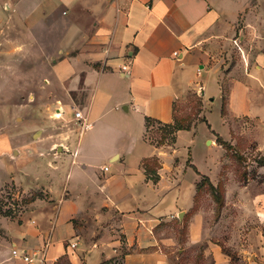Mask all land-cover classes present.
<instances>
[{
    "label": "crops",
    "instance_id": "0c3cea01",
    "mask_svg": "<svg viewBox=\"0 0 264 264\" xmlns=\"http://www.w3.org/2000/svg\"><path fill=\"white\" fill-rule=\"evenodd\" d=\"M0 29L41 41L43 88L55 97L11 165L43 196L18 220L0 217V264H39L13 249L45 251L42 264H264V182L240 180L234 156L240 141L264 159V0H0ZM194 97L198 118L220 99L228 127L209 142L222 151L213 175L178 156L190 126L172 144L146 137V119L173 125ZM76 111L90 124L82 133ZM6 141L1 153L13 150ZM190 167L198 175L184 187ZM203 177L219 188L220 207Z\"/></svg>",
    "mask_w": 264,
    "mask_h": 264
},
{
    "label": "rangeland",
    "instance_id": "374dc122",
    "mask_svg": "<svg viewBox=\"0 0 264 264\" xmlns=\"http://www.w3.org/2000/svg\"><path fill=\"white\" fill-rule=\"evenodd\" d=\"M34 35L31 31L21 29H0V217L10 220H18L31 201L41 199L43 196V193L34 187L25 190L22 187L24 180L21 179L22 182L20 178L16 180L19 176L15 175L11 168V165L19 159L22 150L29 151L25 147L22 149V146L32 140L29 131L42 117L41 115L45 114L44 104L53 102L55 98L51 91L43 88L47 84L45 79L48 78L47 69L50 62H46L45 46ZM50 49L52 47L49 51ZM204 104L202 118H198L201 110L197 99L194 97L188 101L182 100L176 109L177 120L171 132L161 133L162 126L153 125L146 137L150 143L157 146L172 144L175 129L190 126V130L183 131L176 141L178 156H181L184 161L191 158L201 174L213 175L215 172L213 162L222 156V151L220 148L210 146L209 142L216 139V133L226 139L228 127L221 125L220 99ZM46 114L49 117L54 113L49 109ZM67 116L71 114L68 113ZM50 118L47 119L52 120ZM57 127L58 130L60 128L67 130L73 125L72 123H67L66 126L58 124ZM24 134L26 138L23 140ZM37 136L35 135L34 138L36 139ZM6 139L10 140L13 150L9 153L4 151L1 153L7 147ZM249 145L239 141L235 147L237 153L234 156L238 157L239 172L244 171L246 178L253 177L259 182L264 177L257 170V163L261 160L251 152ZM229 159L233 161L231 157ZM195 175L198 173L190 167L185 175L183 186L189 185L188 183ZM239 179L241 180L240 174ZM211 205L209 198L203 197L201 206L206 211L212 209ZM119 262L120 256H116L105 264ZM57 264H68V262L63 258Z\"/></svg>",
    "mask_w": 264,
    "mask_h": 264
},
{
    "label": "built area",
    "instance_id": "2783aa9c",
    "mask_svg": "<svg viewBox=\"0 0 264 264\" xmlns=\"http://www.w3.org/2000/svg\"><path fill=\"white\" fill-rule=\"evenodd\" d=\"M176 54V53H175ZM121 72H123L124 74H128V69L126 66H122L121 67ZM57 113L59 114V111H57ZM74 119L76 120L77 123V127L79 128V133H82L83 131L87 130L90 127V124L87 122V118L85 115L81 114L80 112L76 111L74 112ZM75 243H69V247L70 248H74L75 247ZM46 247L48 246V243H46L45 245ZM39 255H37V253H33L30 254L25 250H16L13 249L11 251V254L14 258H17L25 263H32L34 260L38 259V263L42 264L44 263V258H45V251H39L38 252Z\"/></svg>",
    "mask_w": 264,
    "mask_h": 264
},
{
    "label": "trees",
    "instance_id": "16d2710c",
    "mask_svg": "<svg viewBox=\"0 0 264 264\" xmlns=\"http://www.w3.org/2000/svg\"><path fill=\"white\" fill-rule=\"evenodd\" d=\"M175 124H176V122H175ZM175 124H173V125H159V123L152 122L150 119L145 120V126L147 129L150 127L153 128V125L162 126L161 133L171 132V129L175 126ZM187 129H189V126L188 127H177L175 130L178 131V130H187ZM217 143L224 146L226 150L230 149V147L226 143L222 142L219 139V137L217 138ZM260 160H261L260 161L261 163L260 162L257 163L258 167L264 166V159L260 158ZM237 161H238V158H237ZM245 174H246V172H244V171L242 173H240L241 178L246 179ZM261 181L264 182V177H263V180H261ZM261 181H259V182H261ZM201 185L206 186L207 191L213 197V199L216 201L217 206L220 207L222 205V200H221V192H220L219 188L216 189V188L212 187L209 184L208 178H206V177H203Z\"/></svg>",
    "mask_w": 264,
    "mask_h": 264
}]
</instances>
